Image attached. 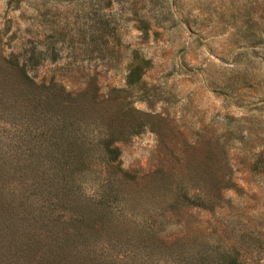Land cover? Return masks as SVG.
Listing matches in <instances>:
<instances>
[{
  "label": "rangeland",
  "instance_id": "obj_1",
  "mask_svg": "<svg viewBox=\"0 0 264 264\" xmlns=\"http://www.w3.org/2000/svg\"><path fill=\"white\" fill-rule=\"evenodd\" d=\"M0 36V264H264V0H0Z\"/></svg>",
  "mask_w": 264,
  "mask_h": 264
},
{
  "label": "trees",
  "instance_id": "obj_2",
  "mask_svg": "<svg viewBox=\"0 0 264 264\" xmlns=\"http://www.w3.org/2000/svg\"><path fill=\"white\" fill-rule=\"evenodd\" d=\"M0 65L5 67L7 71L10 73H14L20 78H25V79H31V77L28 75V71L26 68L28 67L26 62H22V60L19 59V56H16L15 53L12 54H7L4 50L3 44H2V38L0 36ZM20 66H22L20 68ZM35 67V65H33ZM0 69L3 70L1 67ZM37 88L40 89V85L37 83L32 82ZM53 88V87H52ZM51 88V89H52ZM64 93V96H74L76 98H73L77 102L79 100V94H74V93ZM76 153V152H75Z\"/></svg>",
  "mask_w": 264,
  "mask_h": 264
}]
</instances>
